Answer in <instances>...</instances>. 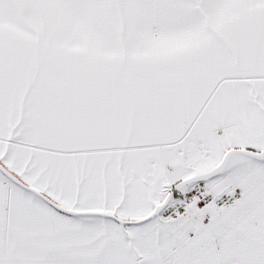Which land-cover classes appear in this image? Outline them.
Wrapping results in <instances>:
<instances>
[{"label":"snow or ice","instance_id":"1","mask_svg":"<svg viewBox=\"0 0 264 264\" xmlns=\"http://www.w3.org/2000/svg\"><path fill=\"white\" fill-rule=\"evenodd\" d=\"M0 264H264V0H0Z\"/></svg>","mask_w":264,"mask_h":264}]
</instances>
